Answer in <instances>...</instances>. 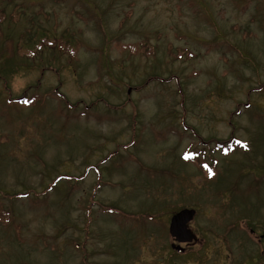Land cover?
<instances>
[{"label": "rangeland", "instance_id": "374dc122", "mask_svg": "<svg viewBox=\"0 0 264 264\" xmlns=\"http://www.w3.org/2000/svg\"><path fill=\"white\" fill-rule=\"evenodd\" d=\"M0 15V264H264V0H0ZM37 28L75 35V60L18 57ZM140 41L155 54H131ZM183 209L189 245L168 234Z\"/></svg>", "mask_w": 264, "mask_h": 264}, {"label": "trees", "instance_id": "16d2710c", "mask_svg": "<svg viewBox=\"0 0 264 264\" xmlns=\"http://www.w3.org/2000/svg\"><path fill=\"white\" fill-rule=\"evenodd\" d=\"M1 16V15H0ZM17 14L13 16V21H17ZM5 18L0 17V24ZM1 36V33H0ZM81 42L78 38L75 37L69 31H64V33L57 35L55 32H50L43 28H37L36 30L31 32V29H27L26 32L22 33L19 36L18 41L15 44V54L20 58L25 59H34L35 56L41 54V52L45 50H51L53 52L62 54L63 56H67L69 60L74 61L76 58V54L80 51ZM13 48V49H14ZM131 54L135 55L137 53L145 54V55H154L155 48L147 43V41H140L137 45L131 46L129 48ZM187 51L181 50L179 51L182 55H187ZM186 53V54H185ZM14 55V54H13ZM12 55V56H13ZM192 54H189V57ZM178 58V55H176ZM37 101V97H21L19 99H15L13 104L22 105L25 107H32ZM198 154H193L190 157L184 159L186 162H197ZM198 165V164H197ZM200 166L203 163L199 164ZM205 176L208 178H212L215 175L214 172V164H212L209 168L202 167ZM0 211H4L2 207H0Z\"/></svg>", "mask_w": 264, "mask_h": 264}, {"label": "water", "instance_id": "95a60500", "mask_svg": "<svg viewBox=\"0 0 264 264\" xmlns=\"http://www.w3.org/2000/svg\"><path fill=\"white\" fill-rule=\"evenodd\" d=\"M195 216V210L183 209L174 214L168 226L169 237L172 238L176 244H192L196 241L195 235L189 229V223ZM171 248L177 253H183L184 249L179 246L171 245ZM175 264V263H174Z\"/></svg>", "mask_w": 264, "mask_h": 264}]
</instances>
